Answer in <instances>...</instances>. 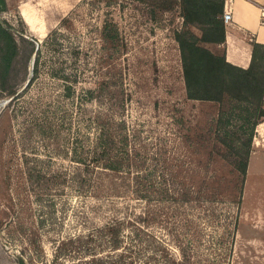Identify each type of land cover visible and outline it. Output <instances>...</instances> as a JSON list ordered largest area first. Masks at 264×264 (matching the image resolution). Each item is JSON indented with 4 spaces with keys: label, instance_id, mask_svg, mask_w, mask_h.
Segmentation results:
<instances>
[{
    "label": "rangeland",
    "instance_id": "obj_1",
    "mask_svg": "<svg viewBox=\"0 0 264 264\" xmlns=\"http://www.w3.org/2000/svg\"><path fill=\"white\" fill-rule=\"evenodd\" d=\"M57 1L46 0L41 6L45 25L41 36L40 25L31 27L14 9L1 15L13 25L17 38L21 32L35 37L41 53L38 75L22 82L19 96L0 95V264H18V257L25 264H72L89 259L79 255L82 245L67 243L57 258L54 250L69 235L89 233L90 226L82 222L86 213L89 221L94 218L93 224L111 219L109 196L115 198L112 207L121 217L133 219L147 206L167 214L165 220L157 219V214L154 219L159 222L152 226L143 227L140 222L137 236L130 226L125 227V247L95 254L110 252L112 263L164 264L160 257L150 259L156 241H168L167 247L178 257V246L169 240L177 237L192 242L194 264H264V119L261 129L255 128L239 205L221 193L183 211L205 221V217L220 218L218 225H182L185 216L180 208L171 200L161 202L154 194L149 199H135L130 192L104 194L108 176L97 187H92L91 180L81 185L78 177L73 178L81 170V177L87 179L84 164L75 157L88 159L99 114L102 119L116 115L126 123L138 159L145 161L137 164L142 168L138 180L143 183L165 170L170 183L196 184L208 179L203 177L222 174L227 167L221 161L207 163L196 152L201 151L196 136L205 138L212 133L208 127L218 114V105L186 97L174 39V31L182 26L177 7L159 12L154 19L147 3L138 0H63L68 5L65 12H59ZM65 17L68 20L63 24ZM105 24L118 28L112 50L102 49ZM53 30L57 33L47 40ZM103 56L107 62L101 68L98 58ZM57 69L68 81L51 74ZM100 82L103 93L95 92L91 100L86 89ZM188 136L194 137L192 143ZM154 169L157 172L148 175ZM116 177L119 184L131 178L125 182ZM127 203L131 205L125 207ZM163 220L169 223L167 227L160 223Z\"/></svg>",
    "mask_w": 264,
    "mask_h": 264
},
{
    "label": "trees",
    "instance_id": "obj_2",
    "mask_svg": "<svg viewBox=\"0 0 264 264\" xmlns=\"http://www.w3.org/2000/svg\"><path fill=\"white\" fill-rule=\"evenodd\" d=\"M138 1L147 3L150 17L154 19L159 12L169 11L175 7L179 9L182 26L174 31V39L180 51L186 97L198 101H211L218 105V114L208 127L212 133L205 138L202 135L196 136L200 144L199 149L202 151L196 152L200 157L204 156L207 163L224 162L227 169L222 174H213L212 178L211 175L203 177L208 179L199 180L196 184L185 181L170 183L168 179L170 174L168 175L165 170L155 175L159 180L151 178L143 183L138 180L139 170L141 171L142 168H137V164L142 165L145 161H139L138 148L131 143L133 135L127 133L126 123L116 115H108L102 119V115L99 114L95 117L98 131L89 150L88 159L80 155L75 157L77 162L84 164L87 179L81 177L83 175L81 170L76 171L73 178L78 177L81 185L91 180L92 187H97L99 182L108 176L111 177L110 183L103 188L104 194L108 192L109 195L110 193L116 195L120 192L117 194L120 195L130 192L135 199H149L154 194L161 202L171 200L175 208H180L181 216H185L181 217L182 225L190 227H199L200 224L218 225L220 218H214L213 221V217H205L207 218L205 221L202 218L198 219L199 216L196 215L189 216L188 212L183 214V211L186 208L191 210L192 207L212 200L221 193H226L229 201H237L238 205L240 203L255 128L264 119V44L253 41L251 62L246 68L240 67L228 62L225 57L224 0ZM7 9L6 0H0V95L13 99L19 96L18 90L23 81L32 80L38 75L41 50L35 37L21 32L20 37L17 38L13 25L1 17ZM67 20L68 18H63V24ZM56 33V30H53L47 40ZM101 38L102 49L112 50L118 40L117 26L105 24L101 29ZM98 60L100 67L103 68L107 57L103 56ZM61 71L57 69L51 74L65 82L68 81V76L60 73ZM98 86L86 89V94L91 100L97 95L95 92H101L102 95L103 83L100 82ZM188 138L190 143L194 141V137L188 136ZM152 172L157 170L148 171V175ZM116 176L123 177L125 182L129 176L131 178L128 183L123 181L119 184ZM196 176L197 174L190 175L192 178ZM202 196L207 198L202 199ZM109 199L113 204L108 209L113 213V217L98 225L91 222L94 218H90L89 221L86 217L89 213H86L82 216L84 217L82 222L84 226H90L89 233L80 231L59 241L54 250L55 258L64 254L63 247L71 243L76 246L82 245L79 246L81 248L80 252L78 251L79 255L90 256L89 259L80 258L79 263L73 261L72 264H122L120 260L112 263L113 256L110 252L103 255L95 254L105 251V248L111 251L125 247L122 239L125 227L130 226V232H134L137 236L135 231L141 227L140 222L143 227L152 226L155 221L159 222L161 217L164 219L163 217L167 216L163 209L165 213L154 212V209L147 206L142 207L137 214L133 212V219L121 217L116 214V207H112L116 206L115 198L109 196ZM129 205L131 204L127 203L125 207ZM157 214L160 215L157 217L159 220H155ZM164 220L160 223L167 227L169 223ZM235 229L236 225L233 221V231ZM91 235L95 236L94 240ZM169 240L178 246L179 256L176 257L169 250L168 241L164 240L161 243L156 241L158 245L157 248L154 247L150 259L160 257L164 264H194L195 251L192 250V242L184 243L177 237ZM152 241L155 242L154 239ZM18 264H25L23 257H18Z\"/></svg>",
    "mask_w": 264,
    "mask_h": 264
},
{
    "label": "crops",
    "instance_id": "obj_3",
    "mask_svg": "<svg viewBox=\"0 0 264 264\" xmlns=\"http://www.w3.org/2000/svg\"><path fill=\"white\" fill-rule=\"evenodd\" d=\"M30 1L6 0L7 11L14 9L31 27L40 25L38 34L41 36L45 25L42 23L40 13L41 6L46 0ZM56 4L59 12L68 9L67 3L63 0L57 1ZM230 6L232 20L225 24V57L228 62L246 68L252 58V42L264 44L262 22L264 0H232ZM261 123L257 125L256 130L261 129Z\"/></svg>",
    "mask_w": 264,
    "mask_h": 264
},
{
    "label": "built area",
    "instance_id": "obj_4",
    "mask_svg": "<svg viewBox=\"0 0 264 264\" xmlns=\"http://www.w3.org/2000/svg\"><path fill=\"white\" fill-rule=\"evenodd\" d=\"M231 1L232 0H224L223 21L225 24H228L232 20ZM262 18V22L264 23V8L262 9Z\"/></svg>",
    "mask_w": 264,
    "mask_h": 264
}]
</instances>
